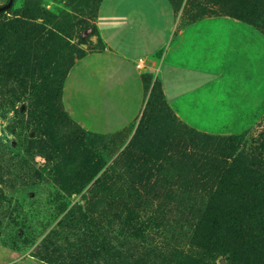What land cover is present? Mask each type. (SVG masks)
Instances as JSON below:
<instances>
[{
  "label": "rangeland",
  "instance_id": "374dc122",
  "mask_svg": "<svg viewBox=\"0 0 264 264\" xmlns=\"http://www.w3.org/2000/svg\"><path fill=\"white\" fill-rule=\"evenodd\" d=\"M101 2L0 11V264H48L56 247L95 238L141 264H264V114L241 131L193 128L159 82L117 129L67 103L70 68L101 43ZM170 2L179 27L232 15L264 35V0Z\"/></svg>",
  "mask_w": 264,
  "mask_h": 264
},
{
  "label": "crops",
  "instance_id": "0c3cea01",
  "mask_svg": "<svg viewBox=\"0 0 264 264\" xmlns=\"http://www.w3.org/2000/svg\"><path fill=\"white\" fill-rule=\"evenodd\" d=\"M95 24L105 49L78 60L64 87L69 106L103 114L97 128L132 121L156 81L193 128L241 131L264 114V35L252 25L214 16L179 27L170 0H102Z\"/></svg>",
  "mask_w": 264,
  "mask_h": 264
},
{
  "label": "trees",
  "instance_id": "16d2710c",
  "mask_svg": "<svg viewBox=\"0 0 264 264\" xmlns=\"http://www.w3.org/2000/svg\"><path fill=\"white\" fill-rule=\"evenodd\" d=\"M235 18L241 22L247 23L244 20L232 15H223ZM249 24V23H247ZM251 25V24H250ZM87 51H101L105 49L104 44L101 42L99 45L85 43ZM158 81H156L157 83ZM152 87L151 92L153 91ZM214 231H218V223H213ZM95 238V237H94ZM106 240V237H104ZM97 241L95 238L93 245L89 244L85 239H80L74 248H77L76 253L67 252L66 254L56 247V251L47 257L48 264H141L139 261L133 260L124 248L114 244L111 239H107L106 248L100 246L95 248L94 245ZM73 245V244H72ZM59 260V261H58ZM43 261H45L43 259ZM58 261V262H57Z\"/></svg>",
  "mask_w": 264,
  "mask_h": 264
},
{
  "label": "water",
  "instance_id": "95a60500",
  "mask_svg": "<svg viewBox=\"0 0 264 264\" xmlns=\"http://www.w3.org/2000/svg\"><path fill=\"white\" fill-rule=\"evenodd\" d=\"M12 2H13V0H9V2L6 5L0 7V11H3L5 9L9 8L11 6Z\"/></svg>",
  "mask_w": 264,
  "mask_h": 264
},
{
  "label": "built area",
  "instance_id": "2783aa9c",
  "mask_svg": "<svg viewBox=\"0 0 264 264\" xmlns=\"http://www.w3.org/2000/svg\"><path fill=\"white\" fill-rule=\"evenodd\" d=\"M144 64H145V62H144L143 59H138L137 62H136L137 66H141L142 67V66H144Z\"/></svg>",
  "mask_w": 264,
  "mask_h": 264
}]
</instances>
